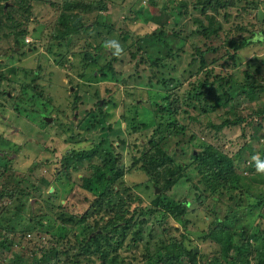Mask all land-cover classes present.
Listing matches in <instances>:
<instances>
[{
  "label": "rangeland",
  "instance_id": "obj_1",
  "mask_svg": "<svg viewBox=\"0 0 264 264\" xmlns=\"http://www.w3.org/2000/svg\"><path fill=\"white\" fill-rule=\"evenodd\" d=\"M64 1H34L33 21L29 25L31 33L34 31V37L31 34L26 36L24 44H22V40L20 41L22 46L14 45L12 49L13 41L11 39H0V190L4 187H7L8 190L24 189L23 193L15 191L12 196L7 197L11 202L10 208L19 203L23 204L22 213H20L21 222L17 224V231H15L14 245L10 244V239L5 242L8 253L11 256V254L20 251L23 253V262L33 264L37 261L36 259L40 258L41 250L48 248L49 257L43 263L48 264L56 251L52 247H56L58 254H61L62 251L69 254L60 255L61 261L69 257L68 261L63 264H104V262H109L115 252L120 250V256L126 262L142 264L141 255L147 252V247L154 248L155 241L167 234L168 231V234L174 236H179L182 232L187 234L191 242L186 241V243L188 246H196V252L201 251L208 257L217 255L216 251L219 246L216 243L210 239H205L204 242L199 239L201 231L208 227L209 217L203 211L204 209L208 211V208L194 211L189 209L185 216L188 219L186 225L179 218L172 216L166 217L162 224L163 217L167 214L162 208L150 215H140L141 211L147 210L154 194H158L161 189L149 178L146 171L140 168L141 161L136 163L137 158L140 157V152L136 150L140 147L135 146L145 143L151 147L147 142L158 139V137L153 136L156 133L150 134L152 128L146 126L138 131H132L130 126L134 122H132L129 113L136 111L138 120L141 119L144 111L149 110L150 101L168 104L165 102L167 101L166 94L145 84V87L136 85L131 79H128L126 84L119 83L116 76L112 77L107 71L106 75H102L99 71L100 65L107 63L111 56L116 55V58L111 61L115 72L120 71L124 78L129 72L130 75H136L137 72L142 74L143 72L134 66V60L129 55L117 53L115 48L106 47V42L116 40L121 46L115 36L118 32H128L130 37L142 36L165 21L173 22L172 9L164 10L163 0H156L154 5L148 4V0H102L106 9L96 10L95 7H92L88 11V13L91 11L90 15L85 19L92 26L93 24L90 22L95 19L96 13H99L101 18L106 17L105 25L93 26L90 32L80 30L79 33L72 36L70 48H67L66 44L65 46L57 45L61 40H55L51 31L53 20L58 13L56 6L61 5ZM80 1L91 2L94 6L99 0ZM171 6L172 4L168 5V7ZM262 12L264 13V6ZM110 29H112L113 35L108 33ZM103 38H105V53H103V49L93 50V44L100 42ZM209 40V38L206 40L201 36L196 39L200 43ZM219 43L221 40L217 41V44ZM90 44L93 46L91 47ZM85 49L93 52L97 63L91 62L85 57L83 53ZM254 55L257 58L264 57V50H261L260 47H249L241 51L240 60L237 62L238 66L242 68L243 65L249 63L250 58ZM215 56L210 55L209 59ZM185 60L188 61L189 57ZM182 64H184L182 67L186 65L185 62ZM217 68L220 69L219 66ZM222 68L225 70L231 66L224 64ZM150 69L152 70V68ZM203 75L202 73L201 77ZM238 76L244 80L242 72H238ZM26 84L31 87L34 85L35 90L32 91L28 87L27 95H24L41 93L43 96L40 99L36 98L34 105L20 106L19 112L14 108V101L9 99L21 94V87ZM189 85L185 82L179 92L183 93ZM146 88L148 89L146 90ZM2 91L7 92L8 96H3ZM75 94L80 95L77 99V108L72 106ZM101 100L114 104V106H108L107 110L110 111V115L105 122L99 119L97 114L95 116L92 112H85L93 110L96 103ZM238 101L239 104L250 101L252 106L257 108L264 104V91L258 95L251 94L249 97L240 95ZM179 104L180 106H176L180 108L177 119L186 127L185 134L183 136L175 135L174 138L166 135L167 127H160L158 130L159 134L164 137L159 143L160 146H165L170 152L173 149L176 150L173 155L176 162L187 163L191 154L200 150L198 144L192 145L194 141H197L196 143L200 141L197 139L189 141L191 132H195L201 140L205 139L214 143L219 141L228 153H234L245 142L247 137H240L239 131L221 133L225 134V139L223 137L211 139L210 135L206 134L207 131H203L205 122L192 119V116L195 115L194 112L198 109L186 106L182 102V98ZM36 111L48 116L47 118L52 117V120L56 121L47 122V124L41 122V115ZM156 111H158L157 108ZM123 112L124 118L122 117ZM75 115L77 120L72 125ZM82 116L89 125L86 127L80 124L75 126ZM202 119H204V115ZM45 121L48 120L45 119ZM96 121H100V123L97 125ZM108 123H111L112 130L109 133V139H106L105 131L102 130L107 127ZM84 133L86 134L84 135ZM121 137L127 144L123 148H117L118 139ZM100 140L113 141L110 154L106 153L110 149L106 150L104 144L98 142ZM176 140H179L178 143ZM128 144L130 146L126 149ZM95 145L98 146V153L91 159L78 161L73 154L74 157L71 161H66V165L62 166L61 159L67 156L66 154L88 152ZM247 145L250 153L255 150L259 154L264 153V140L260 149L254 147L253 143ZM182 150L185 152L184 154H182ZM110 155L112 160L117 159L114 169L120 168L121 174L108 185L105 194L98 196L101 187L90 191L83 185L84 177L92 175L94 169L101 166L103 159L105 157L107 159ZM190 192L191 189H188L185 178H181L173 188L162 194V197L166 200H180L184 196L193 201L190 194L188 196ZM127 193L136 197L129 198ZM95 199L98 200L93 206L90 205V201ZM210 200L211 198L207 201ZM0 205H6L4 199L0 200ZM218 206L219 203L217 208ZM261 214L263 221L261 224L255 221L248 238L249 244H253L259 249H262L261 241L264 239V224H262L264 223V206ZM254 217L255 214L250 218L253 220ZM29 218L34 220H29ZM111 219L113 220L111 224H114V221L123 222L131 219V221L129 220L130 228L124 230L126 236L121 247H118L115 241L118 238L112 235V230L108 229L98 235L95 232L96 227L101 228ZM31 222L37 225L39 231L33 230L29 235L21 237L19 230L26 226L28 228ZM161 224L164 226V230ZM136 231L139 232L136 233ZM97 232L99 233V231ZM110 237H113V245H109L111 247L106 243ZM1 238L2 232H0V241ZM33 249L36 252L34 257L30 254ZM98 249L104 251L105 255H101ZM5 264L10 263L6 262Z\"/></svg>",
  "mask_w": 264,
  "mask_h": 264
},
{
  "label": "trees",
  "instance_id": "obj_2",
  "mask_svg": "<svg viewBox=\"0 0 264 264\" xmlns=\"http://www.w3.org/2000/svg\"><path fill=\"white\" fill-rule=\"evenodd\" d=\"M34 1L36 0H0V39H11L13 41L12 49L14 45L22 46L25 43L24 38L29 34L34 37V31L31 33L29 29V25L33 21ZM155 3L156 0H148L150 5ZM169 4L172 6L168 7ZM92 5L91 2L65 0L61 5L56 6L58 13L53 20L51 31L55 40H61L57 43L58 46L66 44L67 48H70L72 36L79 33L80 30L90 32L93 26L105 25L106 17L101 18L99 13H96L95 19L90 22L93 25L88 24L85 18L90 15L91 11L89 13L88 11L92 7H95L96 10L106 9L102 0H99L94 6ZM263 6L264 0H163V9H172L173 22L165 21L142 36L130 37L125 31L114 34L121 43L120 53L129 55L134 60V66L143 73L140 74L135 70L136 75H130L129 72L124 78L120 71L113 70L111 61L116 58L114 55L111 56L110 61L100 65L101 74L106 75L107 71L112 77L116 76L119 83L126 84L128 79H131L136 85L145 87V84L152 89L162 91L166 94L167 101L165 102H168L165 104L164 102L150 101L149 110L144 111L139 120L136 111L129 113L132 122H134L130 126L132 131H138L146 126L152 128L150 134L156 133L153 136L158 137V139L147 142L151 147L145 143L135 146L140 147L136 150L140 152L136 163L141 161L140 168L145 170L149 178L161 189L158 194H154L151 205L147 207L146 211H141L140 215H150L162 208L167 212L163 217L162 224L166 217L172 216L179 218L186 225L188 219L185 216L189 209L194 211L208 208V211L203 210L209 217L208 227L201 231L199 239L203 242L205 239H210L219 246L216 251L217 255L208 257L201 251L196 252V246H188L186 241L191 242V239L184 232L179 236H174L168 234L167 231V234L155 241L154 248L147 247V252L141 255L142 264H264V239L261 241L262 249L256 248L248 242L255 221L260 224L263 221L261 211L264 206V173L257 171V161L253 157L259 156L260 162L264 163V153L259 154L257 150L254 151L255 153H250L247 145L253 143L254 147L260 149L264 140V104L254 108L250 101L245 104L238 103L240 95L249 97L251 94L258 95L264 91V76H262L264 57L257 58L254 55L250 58L249 63L243 65L242 68L237 63L240 60V52L249 47H260L261 50H264V39H254L257 34L264 37ZM169 16L171 18L170 14ZM109 28H111L110 25ZM108 33L113 35L112 29ZM199 36L210 40L203 43L197 42L196 39ZM21 40L22 44H20ZM218 40H221V43L217 44ZM104 44L105 38L93 44V50L103 49V53H105ZM83 53L89 61L96 62L97 59L89 49H85ZM210 55L216 56L209 59ZM187 57H189L188 61L185 60ZM183 62L186 63L184 67H182ZM224 64L231 68L223 70ZM238 72H242L244 80L238 76ZM202 73L203 77H201ZM193 78L195 80H192ZM185 82L190 85L184 89L183 93H180V87H183ZM28 87L32 91L35 90L34 85L31 87L26 84L21 87V94L9 99L14 101L13 105L16 111L20 112V106L34 105L35 99H40L43 96L41 93L26 96ZM1 93L5 97L8 96L5 91ZM79 97L80 95L77 94L73 96V108H77ZM181 98L186 106L198 109L194 112L195 115L192 116V119L205 122L203 131L206 130V134L210 135L211 139L218 137L225 139L226 133L239 131L240 137H247L245 142L234 153H228L219 141L214 143L205 139L201 140L195 132H191L189 141L195 139L200 141L198 143L194 141L192 144L193 146L198 144L200 150L197 153L193 152L187 163L176 162L173 157L176 150L173 149L170 152L165 146H160L159 143L164 137L159 134L158 130L160 127H167L166 135L174 138L175 135L183 136L185 134L186 127L177 119L180 108L176 106H180ZM99 102L96 103L93 110L85 112H92L95 116L97 114V117L99 114H103L105 122L110 115V111L107 110L108 106H114V104L106 101L103 103L102 109ZM132 107L135 110L134 105ZM36 112L41 115V122L47 124V122L56 121L52 120V117L50 121H45L44 117L48 116H42L43 113ZM203 115L204 119H202ZM122 117L124 118V112ZM99 123L100 121L95 122L97 125ZM110 126L111 123H108L107 127L102 130L105 131L106 139H109V133L112 130V126ZM118 140L117 148L126 146L127 143L123 137ZM178 141L176 140V143ZM102 144L106 150L110 149V151H106L110 154L113 141L105 140ZM129 146L128 144L126 149ZM97 148L98 146L95 145L88 152L66 154L67 156L61 159L62 166L66 165V161L70 162L74 155L78 161L91 159L98 153ZM184 153L182 150V154ZM113 160L111 155L107 159L105 157L102 165L96 167L92 175L84 177V187L90 191L101 187L98 196L105 194L108 185L121 174L120 168L114 169L117 159ZM181 178H185L188 189H191L188 196L190 194L193 201L184 196L180 200L164 199L162 194L173 188ZM15 191L23 193L24 189L20 188L18 191L16 188L8 190L7 187H4L0 190V200L4 199L6 203L4 206L0 205V232H2L0 264L6 262L26 264L23 262L22 252L17 251L16 254L10 256L5 247V242L9 239L10 244L14 245L17 224L21 222L20 213H22L23 204L19 203L10 208L11 202L7 198L12 196ZM127 197L134 198L136 196L128 194ZM209 198L211 200L207 201ZM97 200L90 201V205L93 206ZM218 203L219 209L217 208ZM132 214L135 215V213ZM254 214L255 217L252 220L250 217ZM31 219L33 218H29V220ZM129 220L131 221V219ZM129 220L114 221V224H111L113 221L111 219L101 228L96 227L95 232L98 235L108 229L112 230V235L118 238L115 240L118 247H121L126 236L124 230L130 228ZM26 227L19 230L21 237H25L33 230L39 231L37 225L32 222L28 228ZM138 232L136 231V233ZM259 232L261 233V231ZM89 237L92 238V236ZM106 243L107 246L113 245V237L107 239ZM36 249L38 250V248ZM52 249L56 251L48 264H63L68 261L69 257L63 261L60 259L61 254L67 253L62 251L61 254H58L56 247H52ZM98 251L101 255H105L104 251L99 249ZM119 251L115 252L113 258L104 264H134L126 262L120 256ZM41 252L40 258L36 259L37 261L33 264H43L49 257L48 248L42 249ZM35 253L34 249L30 252L33 257ZM136 264H140V262Z\"/></svg>",
  "mask_w": 264,
  "mask_h": 264
},
{
  "label": "clouds",
  "instance_id": "obj_3",
  "mask_svg": "<svg viewBox=\"0 0 264 264\" xmlns=\"http://www.w3.org/2000/svg\"><path fill=\"white\" fill-rule=\"evenodd\" d=\"M254 39H264V37H261L259 34H257ZM106 47L115 48L117 50V53L122 50L119 42L116 40L107 41ZM253 159L257 161V171L260 173H264V163L260 162L259 156H254Z\"/></svg>",
  "mask_w": 264,
  "mask_h": 264
},
{
  "label": "flooded vegetation",
  "instance_id": "obj_4",
  "mask_svg": "<svg viewBox=\"0 0 264 264\" xmlns=\"http://www.w3.org/2000/svg\"><path fill=\"white\" fill-rule=\"evenodd\" d=\"M100 105H101V107L103 108V101L101 100L100 102ZM103 114H99V119H102L103 120V116H102ZM42 116H44V115H42ZM74 117V120H72V125L74 124V122L77 120V116L75 115V116H73ZM78 124H80V125H82L83 127H86V126H88L89 124H88V121L82 116L79 120H78V122L75 124V126L76 125H78ZM86 133H88V132H86ZM86 133H84V135L86 134ZM100 144H102V143H104V140H100V141H98Z\"/></svg>",
  "mask_w": 264,
  "mask_h": 264
},
{
  "label": "water",
  "instance_id": "obj_5",
  "mask_svg": "<svg viewBox=\"0 0 264 264\" xmlns=\"http://www.w3.org/2000/svg\"><path fill=\"white\" fill-rule=\"evenodd\" d=\"M44 119H46V120H48V121H50L51 120V118L49 117V118H47V117H44Z\"/></svg>",
  "mask_w": 264,
  "mask_h": 264
},
{
  "label": "built area",
  "instance_id": "obj_6",
  "mask_svg": "<svg viewBox=\"0 0 264 264\" xmlns=\"http://www.w3.org/2000/svg\"><path fill=\"white\" fill-rule=\"evenodd\" d=\"M26 41H28V40H26Z\"/></svg>",
  "mask_w": 264,
  "mask_h": 264
}]
</instances>
